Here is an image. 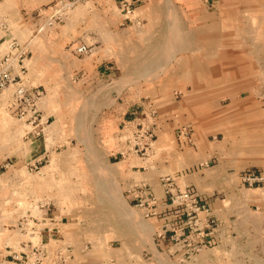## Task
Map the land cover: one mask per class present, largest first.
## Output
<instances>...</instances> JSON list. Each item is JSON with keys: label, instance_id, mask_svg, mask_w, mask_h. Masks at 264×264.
<instances>
[{"label": "rangeland", "instance_id": "rangeland-1", "mask_svg": "<svg viewBox=\"0 0 264 264\" xmlns=\"http://www.w3.org/2000/svg\"><path fill=\"white\" fill-rule=\"evenodd\" d=\"M2 67L0 264H42L32 243L60 220L136 248L151 228L154 251L161 212L134 195L150 182L177 207L175 230L211 205L214 222H240L217 264H264V0H0Z\"/></svg>", "mask_w": 264, "mask_h": 264}, {"label": "crops", "instance_id": "crops-1", "mask_svg": "<svg viewBox=\"0 0 264 264\" xmlns=\"http://www.w3.org/2000/svg\"><path fill=\"white\" fill-rule=\"evenodd\" d=\"M162 15L156 11L152 15L149 14V19L145 20L147 23L151 21L152 24L153 20H159V18L163 17ZM196 16L195 19L199 21L201 16ZM142 20L144 22V19ZM147 28H150L148 31L153 33V35L167 33L164 27H160V31L159 26L154 27L155 29L150 26ZM174 29L173 33L177 34V26ZM133 44V40H129L127 44H121L117 41L115 46L120 48V46L124 47L127 45L129 48ZM57 48L59 47L57 46ZM150 49L157 52L162 51V48H159L156 43ZM148 65V62L146 64L132 63L131 59L123 63L124 67H146ZM135 113L138 114V112ZM195 148L197 147L195 146ZM127 160L128 167L130 166L131 169L137 170L134 173L139 172L144 176L147 175L146 169L148 170V168L144 166L147 163L146 160L136 155H131ZM142 170L143 173L141 172ZM147 184L152 187L158 199L157 209L161 212L155 221L156 230L153 234L154 251H151V228L148 229V242L144 240L142 244L137 245V248L133 247V245L129 246L127 240L125 242L121 240L114 241L115 243L107 242L103 235L98 233L93 235L90 231H87L86 228L89 227L87 224L81 222L66 223L64 220L58 221L56 226H54L55 223H49L48 227H45L47 231L44 232V236H48V238L43 237V240L46 242L48 239L54 238L69 246L71 258L68 260V264H217L219 261L226 263V260L233 259L232 253L241 243L240 233L237 230L240 222L231 220L214 222L211 218L217 211L214 208L215 205H211L209 206L210 211L203 210L199 212L191 225L184 226V231L180 233V236L178 235L180 237L179 241L175 242L172 240V236L175 230L173 229L176 218L175 213L177 214L178 211L176 207H171L163 201L162 195L159 193L158 184H155V187L152 186L151 182ZM143 205H146V203L143 202ZM136 206L142 212L145 211L140 204ZM144 234L146 235V229ZM197 243H205L206 246L195 256L188 257L189 247ZM20 248H17L15 254L20 255L23 252L22 247Z\"/></svg>", "mask_w": 264, "mask_h": 264}, {"label": "built area", "instance_id": "built-area-1", "mask_svg": "<svg viewBox=\"0 0 264 264\" xmlns=\"http://www.w3.org/2000/svg\"><path fill=\"white\" fill-rule=\"evenodd\" d=\"M85 51L84 47H81L78 49L79 53H82ZM11 78L8 74V69L0 68V89L5 88L8 81ZM150 146V145H149ZM249 185H260L263 182V178L260 175H253L252 177L245 178ZM171 179H167L169 181ZM165 181L164 179L162 180ZM134 193L136 196H141L143 199L140 201V205L143 206L145 209L147 216H156L159 212L157 209V203L158 199L155 196L152 187H150L147 183L141 184L135 187ZM169 190L166 192V194H169ZM180 199H183L184 201L189 199L191 204H181L179 209L180 211L188 212V216L191 213H196L197 211H200V207L196 205V196L193 191H191L188 188H185L183 190H179ZM143 202L146 203V205H143ZM165 202V201H164ZM166 203V202H165ZM171 207H175L174 202L168 203ZM177 208V207H176ZM193 208H196L192 210ZM192 210V212H191ZM188 225H191V223L184 222L182 225L177 227V230H174V235L172 236V240L175 242L179 241L180 233L184 231V228ZM185 226V227H184ZM179 235V236H178ZM52 242L54 244H52ZM206 246L205 243H197L189 247L188 249V257H193L196 254H198L204 247ZM71 258L70 256V247L65 245L64 243L59 242L57 239L51 238L48 239L46 242L42 238L37 239V244L34 245L32 243V251H31V257L33 261L39 262L42 261V264H68V260Z\"/></svg>", "mask_w": 264, "mask_h": 264}]
</instances>
